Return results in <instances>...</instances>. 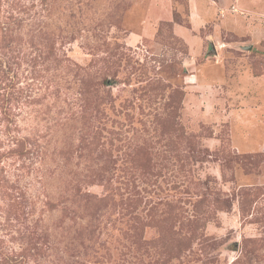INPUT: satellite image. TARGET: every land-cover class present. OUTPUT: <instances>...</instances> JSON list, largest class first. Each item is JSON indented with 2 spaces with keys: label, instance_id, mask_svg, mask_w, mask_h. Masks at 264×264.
Masks as SVG:
<instances>
[{
  "label": "rangeland",
  "instance_id": "1",
  "mask_svg": "<svg viewBox=\"0 0 264 264\" xmlns=\"http://www.w3.org/2000/svg\"><path fill=\"white\" fill-rule=\"evenodd\" d=\"M0 264H264V0H0Z\"/></svg>",
  "mask_w": 264,
  "mask_h": 264
}]
</instances>
